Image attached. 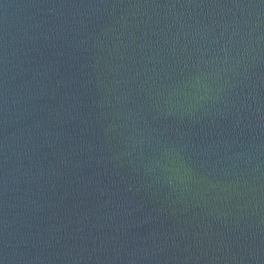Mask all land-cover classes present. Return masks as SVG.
<instances>
[{
  "label": "water",
  "instance_id": "1",
  "mask_svg": "<svg viewBox=\"0 0 264 264\" xmlns=\"http://www.w3.org/2000/svg\"><path fill=\"white\" fill-rule=\"evenodd\" d=\"M0 264H264V0H0Z\"/></svg>",
  "mask_w": 264,
  "mask_h": 264
}]
</instances>
